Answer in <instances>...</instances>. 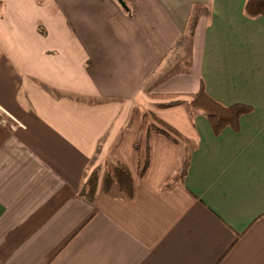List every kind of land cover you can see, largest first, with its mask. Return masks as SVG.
Segmentation results:
<instances>
[{
    "label": "crops",
    "instance_id": "1",
    "mask_svg": "<svg viewBox=\"0 0 264 264\" xmlns=\"http://www.w3.org/2000/svg\"><path fill=\"white\" fill-rule=\"evenodd\" d=\"M122 1L0 0V107L23 125L0 124V264H264V17L249 0ZM202 87L252 111L216 133L190 106ZM150 112L195 145L183 178L185 146L154 132L138 178ZM112 157L132 199L105 190Z\"/></svg>",
    "mask_w": 264,
    "mask_h": 264
},
{
    "label": "trees",
    "instance_id": "2",
    "mask_svg": "<svg viewBox=\"0 0 264 264\" xmlns=\"http://www.w3.org/2000/svg\"><path fill=\"white\" fill-rule=\"evenodd\" d=\"M247 14L252 18L264 17V0H249L246 7ZM199 15H195L190 25V36L194 35ZM170 102L160 104L161 108H174L183 105L184 101L176 100L177 97L166 96ZM190 106L193 110L206 115L212 122L216 133H220L226 126L238 128V120L241 116L249 114L252 109L245 106L226 108L214 101L202 87L197 94L191 95ZM152 132L161 134L169 141L184 145L186 156L182 165L181 177L183 178L189 167L191 150L195 148L189 140L179 134L173 127L164 123L151 112L143 121L138 138L134 144V149L139 154L138 178L142 179L148 172L150 166V137ZM103 167H96L83 185L81 195L94 202L98 189L99 177ZM105 190L109 193L114 186H118L122 193L128 198L134 197V182L132 176L124 162L117 157L110 158L106 163Z\"/></svg>",
    "mask_w": 264,
    "mask_h": 264
},
{
    "label": "rangeland",
    "instance_id": "3",
    "mask_svg": "<svg viewBox=\"0 0 264 264\" xmlns=\"http://www.w3.org/2000/svg\"><path fill=\"white\" fill-rule=\"evenodd\" d=\"M0 124L13 132L23 128V125L16 120V118L4 108L0 107Z\"/></svg>",
    "mask_w": 264,
    "mask_h": 264
},
{
    "label": "water",
    "instance_id": "4",
    "mask_svg": "<svg viewBox=\"0 0 264 264\" xmlns=\"http://www.w3.org/2000/svg\"><path fill=\"white\" fill-rule=\"evenodd\" d=\"M122 6H125L124 2L122 0H117Z\"/></svg>",
    "mask_w": 264,
    "mask_h": 264
}]
</instances>
